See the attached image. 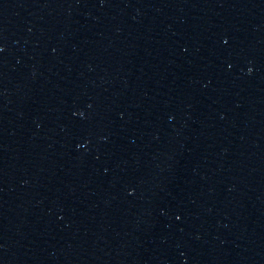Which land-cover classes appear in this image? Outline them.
<instances>
[{
  "label": "water",
  "instance_id": "95a60500",
  "mask_svg": "<svg viewBox=\"0 0 264 264\" xmlns=\"http://www.w3.org/2000/svg\"><path fill=\"white\" fill-rule=\"evenodd\" d=\"M0 264H58L1 190Z\"/></svg>",
  "mask_w": 264,
  "mask_h": 264
}]
</instances>
